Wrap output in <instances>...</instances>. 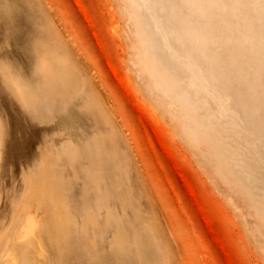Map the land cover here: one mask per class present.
Instances as JSON below:
<instances>
[{"label": "rangeland", "instance_id": "1", "mask_svg": "<svg viewBox=\"0 0 264 264\" xmlns=\"http://www.w3.org/2000/svg\"><path fill=\"white\" fill-rule=\"evenodd\" d=\"M0 38V264H264V0H0Z\"/></svg>", "mask_w": 264, "mask_h": 264}, {"label": "snow or ice", "instance_id": "2", "mask_svg": "<svg viewBox=\"0 0 264 264\" xmlns=\"http://www.w3.org/2000/svg\"><path fill=\"white\" fill-rule=\"evenodd\" d=\"M9 32H14V28L12 25H9V28H8ZM4 41L2 38H0V44H3ZM7 121L4 117L0 116V131L4 132L6 134L7 132Z\"/></svg>", "mask_w": 264, "mask_h": 264}, {"label": "bare ground", "instance_id": "3", "mask_svg": "<svg viewBox=\"0 0 264 264\" xmlns=\"http://www.w3.org/2000/svg\"><path fill=\"white\" fill-rule=\"evenodd\" d=\"M33 226H34V223L32 222V226L30 228V230L32 231L33 230ZM28 233V232H27ZM12 264V263H11Z\"/></svg>", "mask_w": 264, "mask_h": 264}]
</instances>
